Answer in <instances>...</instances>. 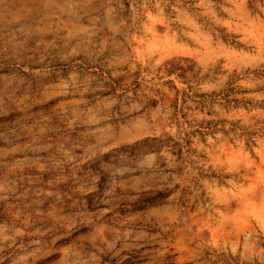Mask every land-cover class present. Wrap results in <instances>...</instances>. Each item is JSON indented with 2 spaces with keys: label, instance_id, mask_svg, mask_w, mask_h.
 <instances>
[{
  "label": "rangeland",
  "instance_id": "374dc122",
  "mask_svg": "<svg viewBox=\"0 0 264 264\" xmlns=\"http://www.w3.org/2000/svg\"><path fill=\"white\" fill-rule=\"evenodd\" d=\"M0 0V264H264V2Z\"/></svg>",
  "mask_w": 264,
  "mask_h": 264
},
{
  "label": "trees",
  "instance_id": "16d2710c",
  "mask_svg": "<svg viewBox=\"0 0 264 264\" xmlns=\"http://www.w3.org/2000/svg\"><path fill=\"white\" fill-rule=\"evenodd\" d=\"M255 1H263V2H264V0H249V1H248L249 6L253 8V7H254V2H255Z\"/></svg>",
  "mask_w": 264,
  "mask_h": 264
}]
</instances>
